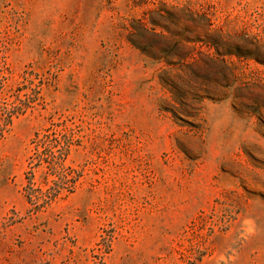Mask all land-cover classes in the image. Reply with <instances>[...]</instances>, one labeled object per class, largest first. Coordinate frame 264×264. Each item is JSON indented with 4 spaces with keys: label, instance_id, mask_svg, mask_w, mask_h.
Masks as SVG:
<instances>
[{
    "label": "rangeland",
    "instance_id": "374dc122",
    "mask_svg": "<svg viewBox=\"0 0 264 264\" xmlns=\"http://www.w3.org/2000/svg\"><path fill=\"white\" fill-rule=\"evenodd\" d=\"M0 264H264V0H0Z\"/></svg>",
    "mask_w": 264,
    "mask_h": 264
},
{
    "label": "trees",
    "instance_id": "16d2710c",
    "mask_svg": "<svg viewBox=\"0 0 264 264\" xmlns=\"http://www.w3.org/2000/svg\"><path fill=\"white\" fill-rule=\"evenodd\" d=\"M54 145L58 150L57 152L51 153L50 159L51 161H47L49 166H52V173L51 176L57 178L58 180L52 181V183L57 187L54 191L53 188H51L49 191L51 194L49 196H46V199L42 200V204L38 205L37 208H43L48 205H50L51 202L54 201V199L57 197V195L60 193V190L65 189L67 185V176L58 172L55 168L56 165H62V163L66 160L67 155L70 152V146L72 145V142L70 139L66 140L64 144L58 138L54 137V135H44L43 137H40L39 135L36 136V140L34 141L35 144V154L34 156L29 158L30 165H32V168H38L41 166V155L43 151H40L42 149H48L51 145ZM37 204V203H36Z\"/></svg>",
    "mask_w": 264,
    "mask_h": 264
}]
</instances>
